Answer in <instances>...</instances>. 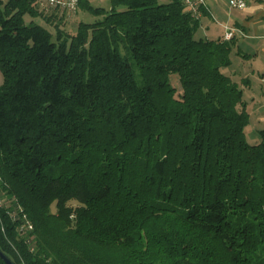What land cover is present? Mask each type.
<instances>
[{
    "label": "trees",
    "instance_id": "1",
    "mask_svg": "<svg viewBox=\"0 0 264 264\" xmlns=\"http://www.w3.org/2000/svg\"><path fill=\"white\" fill-rule=\"evenodd\" d=\"M41 2L0 0L1 252L264 264V130L248 141L243 90L224 72L235 38L197 39L182 0H79L101 18L74 35L57 23L69 9L47 16ZM27 15L55 20L57 38ZM18 203L32 230L12 219Z\"/></svg>",
    "mask_w": 264,
    "mask_h": 264
},
{
    "label": "crops",
    "instance_id": "2",
    "mask_svg": "<svg viewBox=\"0 0 264 264\" xmlns=\"http://www.w3.org/2000/svg\"><path fill=\"white\" fill-rule=\"evenodd\" d=\"M205 1L200 17L205 38L224 39L227 28L234 30L232 63L224 72L243 90L244 107L250 116L248 126L253 134H259L264 130V0H247L245 9L229 8L227 14L220 6L223 0Z\"/></svg>",
    "mask_w": 264,
    "mask_h": 264
},
{
    "label": "rangeland",
    "instance_id": "3",
    "mask_svg": "<svg viewBox=\"0 0 264 264\" xmlns=\"http://www.w3.org/2000/svg\"><path fill=\"white\" fill-rule=\"evenodd\" d=\"M5 1H7V0H5ZM87 1L94 7H101V8H105V9H110V7H111V0H87ZM160 1H167V0H160ZM42 3H43V6L45 7L44 10L46 11L45 14L47 16H50L52 14L54 15V13H56L59 10L58 8L48 7L47 3L43 0H42ZM220 6L222 7L225 14H227L228 11L230 9H232L229 5V2H226L225 0H223L222 3H220ZM63 16H64L63 20H61L60 22H57V23H60V26L63 28V30L67 33L69 32L71 35L76 34V32L78 31L79 24L81 22L93 23L96 20L101 18L100 16H96L95 14H93L90 11L83 10L82 8H79L78 5L74 11L69 9L65 12V14ZM25 19H26L27 23H29L31 20L34 19L36 23L41 24V25H46L49 28V30L53 33L54 38L55 39L57 38V32H56L57 28L55 26V24H56L55 20H54V22L48 24V23L44 22L43 21L44 19L42 20V18L41 19L40 18H32L29 15H27L25 17ZM215 23L218 24V22H215ZM196 38L197 39L205 38V34H204L202 29H200V28L198 29V31L196 33ZM3 82H4V76H3L2 71L0 70V85H2ZM172 83L178 87V90L180 92L179 82H178L177 77H173ZM246 133L248 136V141L251 144L259 143L262 139L260 133L259 134L257 133L256 135L253 134V129L249 126L246 129ZM256 137L258 139H256ZM71 204L77 205V202L73 201V202H71ZM53 211L54 212L56 211L55 206H53Z\"/></svg>",
    "mask_w": 264,
    "mask_h": 264
},
{
    "label": "built area",
    "instance_id": "4",
    "mask_svg": "<svg viewBox=\"0 0 264 264\" xmlns=\"http://www.w3.org/2000/svg\"><path fill=\"white\" fill-rule=\"evenodd\" d=\"M47 3L48 7L55 8V7H63L70 10H75L79 0H43ZM185 6V10L187 12H191L195 17H201V9L206 8V1L205 0H182ZM229 5L231 8L237 9H245L247 7V0H228ZM42 3V2H41ZM43 4V3H42ZM235 36L234 30L232 28H227L224 39L230 40ZM2 179L0 177V184ZM4 199L0 198V206H4ZM13 220H17L19 218L22 219L23 223L20 226L21 231L32 230L33 223L28 218L27 214L24 213L22 206L18 203L16 204V208L13 211H10Z\"/></svg>",
    "mask_w": 264,
    "mask_h": 264
},
{
    "label": "water",
    "instance_id": "5",
    "mask_svg": "<svg viewBox=\"0 0 264 264\" xmlns=\"http://www.w3.org/2000/svg\"><path fill=\"white\" fill-rule=\"evenodd\" d=\"M0 256L5 260L7 264H14L6 255H4L0 250Z\"/></svg>",
    "mask_w": 264,
    "mask_h": 264
}]
</instances>
